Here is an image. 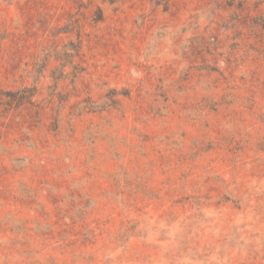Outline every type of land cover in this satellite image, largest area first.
I'll use <instances>...</instances> for the list:
<instances>
[{"label": "rangeland", "instance_id": "rangeland-1", "mask_svg": "<svg viewBox=\"0 0 264 264\" xmlns=\"http://www.w3.org/2000/svg\"><path fill=\"white\" fill-rule=\"evenodd\" d=\"M0 264H264V0H0Z\"/></svg>", "mask_w": 264, "mask_h": 264}]
</instances>
